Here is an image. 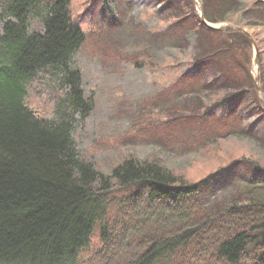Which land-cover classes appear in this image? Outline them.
<instances>
[{
	"label": "trees",
	"instance_id": "16d2710c",
	"mask_svg": "<svg viewBox=\"0 0 264 264\" xmlns=\"http://www.w3.org/2000/svg\"><path fill=\"white\" fill-rule=\"evenodd\" d=\"M153 1L160 4L159 17L171 13V26H183L179 35L156 33V52L166 44L193 45L184 76L210 81L202 89L188 84L183 94L202 95L212 103L209 112L230 105L239 114L225 137L264 149V105L250 75L249 41L233 30L205 27L190 0ZM241 2L202 0L204 19L257 25L262 2L242 11L239 23L232 21L245 8ZM36 20L40 32L31 30ZM0 24V264H264V165L247 160L250 175L232 197L219 188L220 202L202 196L218 173L190 182L134 156L100 172L73 139L93 105L73 66L85 35L70 0H0ZM258 50L264 94V51ZM39 77L61 86L53 118L26 105ZM206 117L207 111L200 119ZM227 200L222 209L212 208ZM95 227L97 244L88 252Z\"/></svg>",
	"mask_w": 264,
	"mask_h": 264
},
{
	"label": "rangeland",
	"instance_id": "374dc122",
	"mask_svg": "<svg viewBox=\"0 0 264 264\" xmlns=\"http://www.w3.org/2000/svg\"><path fill=\"white\" fill-rule=\"evenodd\" d=\"M241 1L245 8L232 16L235 23L254 2H264ZM156 7L153 0H70L72 18L86 36L73 66L80 71L85 96L93 105L90 115L75 126L73 139L80 156L104 174L129 156L153 160L190 182L218 173L202 196L208 202H220L224 192H217L219 188H228L232 197L250 175L247 160L264 165V149L225 137L239 114L230 105L200 119L210 103L202 95L182 91L188 84L202 89L210 81L184 76L193 45L168 49L166 44L163 52L155 53L154 34L166 38L183 32L182 25L169 26L171 13L156 21ZM256 24L244 29L264 51V4ZM31 30L40 32L41 23L32 21ZM61 91L56 79L39 77L28 88L26 105L40 116L53 118ZM240 110L246 112L243 107ZM228 201L212 208L220 210ZM97 232L95 227L88 252L97 244Z\"/></svg>",
	"mask_w": 264,
	"mask_h": 264
},
{
	"label": "water",
	"instance_id": "95a60500",
	"mask_svg": "<svg viewBox=\"0 0 264 264\" xmlns=\"http://www.w3.org/2000/svg\"><path fill=\"white\" fill-rule=\"evenodd\" d=\"M192 1L196 5V8H197V11L199 12L201 21L204 23L201 1L200 0H192ZM206 26L209 29L215 30V31H224L226 29H233V30L237 31L238 33L242 34L243 36H245L250 41V43L253 46V51H254V56H253V60H252V64H251V72H252V76H253V82H254L258 97L263 101V93H262V90L260 87V78H259V74H258V52H257L256 44H255L254 40L252 39V37L250 36V34H248L245 30H243L241 28H237V27L229 25V24H222V25H219L218 27H214V26H211L208 24H206Z\"/></svg>",
	"mask_w": 264,
	"mask_h": 264
}]
</instances>
